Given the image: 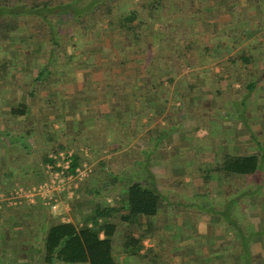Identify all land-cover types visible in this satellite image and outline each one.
Returning a JSON list of instances; mask_svg holds the SVG:
<instances>
[{
  "label": "trees",
  "instance_id": "trees-1",
  "mask_svg": "<svg viewBox=\"0 0 264 264\" xmlns=\"http://www.w3.org/2000/svg\"><path fill=\"white\" fill-rule=\"evenodd\" d=\"M121 1L0 0V59H2L0 75L9 80L13 66L15 67L14 60L6 59L3 47L6 46L5 49L12 47L14 39L19 36H27L28 40H38L43 47L36 46L35 49L41 54L42 61L37 64L36 77L30 78L29 86L33 91L27 90V95L33 97L36 94L35 88L56 81L55 77L59 78L60 74L57 71H60V68L64 69L65 75L67 73L66 80L71 79L68 78V74L74 76L72 66H79L81 58L74 52L80 47L79 40L95 30L98 36L111 32L118 33L121 38L124 37L121 41L123 51L126 48H136L138 54L143 55L145 69L142 75L147 77V83L158 86L153 85L155 92H162V98L165 99L157 107L162 109V114L166 110L167 101L173 105L177 101L191 102L196 84H188V89L184 92L180 85L186 81L184 77L182 78L186 69L191 70L206 63L205 58L198 57L199 45L181 31L170 34L164 27L162 32L161 23L160 26L153 27L155 24L152 21L163 16L161 12L163 7H166L163 6V0H146L147 5L142 10L131 8L128 11L119 8ZM158 7L161 9L159 15L156 13ZM149 35H153L151 39ZM115 56L121 59L119 50H116ZM238 59L243 63H253L252 58L245 59L241 56ZM124 61L127 62V59ZM124 61L122 60V63L126 64ZM222 66L223 72L218 74L220 78L230 70L225 64ZM163 73L167 80L160 79ZM169 85H175L177 88L171 92ZM248 88L252 90L255 87ZM114 109L111 108V113H114ZM146 110L137 120L148 117V124H151L157 114L152 119ZM30 115L31 109L25 101L13 103L5 119V125L3 124L2 130L0 129L1 144L4 139H8L13 145L22 142V146L30 149L32 146L27 140L34 133L33 129L12 131L10 126L12 122L18 123L19 118ZM107 119L108 114L99 113L91 126H84L75 132L74 128L67 133L62 130V136L57 143L50 137L51 128L48 125L42 126L45 132L34 135V139L38 140V136L47 134L48 140L53 141L51 149L53 156L61 151L73 150L69 169L71 173H74L85 160L96 164H93L92 173L81 184L78 196L70 201L72 220L65 222L61 216L50 214L48 208L41 203L6 208L2 211L1 216L4 218L14 216L16 223L22 227L27 221L24 213L31 209L38 211V221L31 219L32 225L25 226L24 230L34 228L35 238L39 231L43 232L41 254L35 260L31 254L26 253L32 247L31 244L22 247L16 245L20 251L18 256L22 262L20 264H119L116 242L122 228V230L129 228V231H124L121 251L139 259L144 248L143 242L155 235L154 230L160 224V221L155 219L160 210L191 202L187 197V185L180 182V179L176 181L158 179L151 166L156 148L162 145L165 135L182 125L181 122L170 120L168 126L163 123L140 136L141 125L137 127L140 130L133 127L126 115H121L113 124ZM59 123L62 129H66L64 123ZM154 130L157 131V135ZM67 135H70V138H67ZM137 135L140 137L137 138ZM84 145L92 149L93 158H85L81 151ZM51 154L45 153L43 160L45 165L51 164L55 169L57 159ZM259 163L257 155H226L206 172L204 184H209L208 174L211 171H216L224 177L234 174L254 175L259 169ZM109 199L112 203L108 201ZM141 218H145L147 222L144 229L140 223ZM5 234L7 237V232ZM159 243L163 246L171 242L159 239ZM172 243L176 242L172 240ZM22 252L25 254H21ZM165 252L166 250H162L154 255L148 251L140 260L148 264L158 263L163 255L167 257ZM174 255L173 251L168 258L173 259ZM167 264H172V260Z\"/></svg>",
  "mask_w": 264,
  "mask_h": 264
},
{
  "label": "crops",
  "instance_id": "crops-1",
  "mask_svg": "<svg viewBox=\"0 0 264 264\" xmlns=\"http://www.w3.org/2000/svg\"><path fill=\"white\" fill-rule=\"evenodd\" d=\"M238 1L242 2V9L237 5H232L234 1H230L231 5L227 7L221 4V9L213 12L215 15L212 13L209 16L196 17L192 24L186 25L193 29V41L200 48L199 59L205 58L206 62L199 67L198 74L207 72L208 68H211L210 65L214 63L219 64L214 69L215 73L222 74V65L225 64L230 70L225 73L228 76L225 75L220 84L223 90L229 88V85L233 88H240V79H238L240 76L242 77L241 83L246 82L247 88L248 86L255 87L252 90L248 88L250 91H254L256 87L264 88V64L261 63L264 61V0ZM200 2L201 0H199ZM175 3L180 4L179 1ZM181 3L178 7H174L176 10L172 12L179 10L183 13L181 6H188L190 11L196 8V11L199 12L207 5L195 7L191 5L190 7L187 1ZM168 7L170 8L168 11H171L172 4L169 3ZM183 14L180 20L185 24L188 18L186 12ZM201 19H203V23L200 22ZM168 23L169 26L172 25L175 23V19ZM161 31L163 32L164 29L161 28ZM246 49L254 50L251 56L246 53L248 51ZM99 55L102 56V53L97 52L93 58H97V63L101 66ZM241 56L245 59L252 58L253 63L241 62L238 59ZM104 67L106 68L102 70V73L111 71L107 66ZM95 70L99 69L92 66L85 75L91 77ZM90 77L81 79L78 76L68 80V82H72L71 84L77 85L76 92L74 89L70 91L72 92L71 96L80 93V91L82 93L83 90L80 89L83 84L85 92L87 91L86 105L81 104L80 107L74 105L73 107V115H70L73 123L82 124L84 119L91 126L95 123L96 116L99 113H104L108 114L107 121L113 124L121 115H126L128 120V114L134 112L139 115L131 117L129 121L135 128L141 125L140 136L147 130H152L153 126H148V117L140 118V121L137 118L141 117L146 107H157L160 103L157 93H153L151 88L148 89L146 86L136 87L134 85L135 88H131L130 94L127 93L129 90H126L125 100L118 102L124 93L118 95L119 97L108 98L107 94L110 90L106 91L105 86L101 89L104 98L95 99L97 98L94 88H97L94 84L96 79L88 80ZM97 80L100 81V78L97 77ZM201 81H205V79L199 80L200 86H203ZM89 84L94 87L89 88ZM155 87L157 86L155 85ZM143 90H145L144 93H142ZM135 92H137V96L134 97ZM244 97L253 99L254 95L248 93ZM240 98L236 96L230 101ZM257 98L255 106L259 109L248 107L252 117H249L248 121L241 118L243 126L251 125V129L248 128L244 134L237 132L231 136L227 133L224 139H218L216 143L211 139H206L207 132L197 129L195 132H184L185 142L183 140L181 145L176 148L173 141L165 144L164 151L162 150L163 144L156 148L151 165L153 173L158 179L175 181L180 178L184 179L183 184L189 186L187 197L191 202L184 203L179 207L168 206L160 210L155 218L160 221L154 230L155 235L143 242L144 248L141 250L139 259L136 257L135 262L143 258V255L148 251L155 255L157 252L166 250L167 257L163 255L158 263L152 264H167L170 260H172V264H264V93H260ZM11 103H8V107L11 106ZM113 107L115 108L114 113H111ZM78 113L84 114V116H76L79 115ZM5 114H9V110ZM154 115L152 112L150 113L152 119H154ZM257 118L261 119L258 122L259 125L254 123ZM137 129L140 130V128ZM256 145L258 146L257 152H255ZM226 155H257L260 160L259 169L254 175L234 174L224 177L217 173L213 180L210 177L208 185H204L206 172L212 168V165L215 166L222 161ZM192 182H194L193 186H191ZM203 193L205 196L210 195V199L205 202L207 203L206 209L200 211L197 207L198 201L194 200V196L202 198ZM221 199L231 203L229 206L240 205L239 210L232 211L231 207L230 210L227 209L228 211H222ZM108 201L112 203L111 199ZM140 223L142 229L147 227L145 218H141ZM124 231H129V228H125ZM9 234L11 235V233ZM159 239L171 243L160 246ZM172 240L176 243L173 244ZM4 250L6 251V249ZM173 251L175 252L173 259L168 258L170 254H173ZM122 253L121 260L125 264H129L131 256L123 251Z\"/></svg>",
  "mask_w": 264,
  "mask_h": 264
},
{
  "label": "rangeland",
  "instance_id": "rangeland-1",
  "mask_svg": "<svg viewBox=\"0 0 264 264\" xmlns=\"http://www.w3.org/2000/svg\"><path fill=\"white\" fill-rule=\"evenodd\" d=\"M176 1H179L180 4H182L181 2L187 1L190 7L191 5L192 7L199 5L203 6L205 4L207 5H205L199 12L196 11V8L190 11L188 6H181V9L186 12L188 18L187 21L185 20L186 22L184 24V22L180 20V17L184 15V12L182 13L179 10L172 12L176 10L174 9V7H178L180 5L177 4L178 2L175 3ZM230 1H234L232 5H237L242 9V2H239L238 0H201L200 3L199 0H163V6L166 5V7H163L161 12L163 16L161 17V19L157 18L152 21V23L155 24L153 27H158L161 23L160 27H162V29H164L165 27L170 34H176L177 31H181L184 34L190 36L193 40V29L187 27L188 25L186 24H192L196 17L209 16L215 10L217 11L221 9V4H224L225 7L231 5L229 3ZM146 2V0H122L119 3V8L122 11H128L131 8L142 10V8L147 5ZM196 2H198L199 4ZM169 3L172 4L171 11H168L170 9L168 7ZM159 9L160 7H158V9L156 10L157 15L161 14V9ZM213 14L215 15V13ZM173 19H175V23L169 26L168 21H172ZM176 20L179 22H177ZM202 20L203 19L200 20L201 23H203ZM92 30L94 31V29ZM94 32L87 34L86 37L79 40L80 47L74 51L77 57H81L80 62L78 63L79 66H72L74 76L68 74V78L72 79L79 76V78L81 79H86L87 77H90V75H85L86 72H88L90 68L94 66L95 69L98 68L99 70H95L93 75L88 80L96 79V82H94V84L97 86V88L93 85H90L92 84V82H90L89 84V88L94 87L96 89L97 95L95 96L97 98L95 99H98V97L104 98L101 89L105 86L106 91L110 90L109 94H107L108 98L119 97L118 95L124 93V95H121V99L118 100V102H123L125 100L126 90H129L127 93L130 94L131 88H135L134 85H136V87L146 86L148 87V89L151 88L154 93V84L147 83V77L142 75L145 69L144 57L143 55L138 54V49L126 48V50L123 51L121 47V41H123L124 37L121 38L118 33L110 32L107 33V35L101 33V36H98L96 35V32ZM151 36L153 35H149V39ZM11 46L12 47L6 49L5 46L2 49L3 53L6 55V59L14 60L15 67L13 66V71L9 80L4 79L6 77H2L0 75V86H3L2 88L0 87V116H2L0 117V129H3L5 125V119L8 115L5 113L10 109V107H8V103L25 101L31 109V115L28 117L19 118L17 120L18 123L12 122L10 124L11 130L13 129L14 131H19L20 129H33L34 133L29 136L27 140L29 145L32 146L30 149H26L24 146H22V142L16 145L11 144L8 139H4L2 144L0 142V214H3L2 211L6 210V208H12L22 205H37L38 203H41L44 207L48 208L50 214L61 216L63 221L68 222L69 220H72L70 201L78 196L77 192L81 184L90 176V174L92 173L93 164L96 163L93 162V164H91L87 160L82 163L83 166H87V171L83 173L82 176H80V180H78L77 178L73 182L66 184V187H70L71 185V192H73L72 195H68V192L66 190L58 194L61 205L57 213H53L51 207L45 204V202L38 197L34 198V202H29L27 199L17 201L15 197L13 198V194L16 190H19L21 188L32 189L48 181V179L50 180L49 167L45 165L43 155H45V153L47 152L51 154L53 141L48 140L47 134L45 133L42 134V137L38 136V140L34 139V135L36 133L45 132L43 131L42 126L48 125L51 128V130L49 129L50 137L54 139L55 143H57L56 141L61 138L62 130L66 131L67 133L70 130L72 131V128L80 129L84 126H90L84 119L81 124L73 123V119L70 118V115H73L74 105H76V107H80L81 104L86 105L87 91L85 92L83 84L82 89H80L83 90V92L81 93L80 91V93H76L71 96L70 94L72 92L70 91H73L74 89V92H76L77 85L71 84L72 82H68V80L65 79L67 73L65 75V72H63L64 69L60 68V71H57L60 74L58 75L59 78L55 77L57 78L56 81L54 80L48 84H41V86L35 88L36 94H34L33 97H29L27 93L33 91V88L29 86L30 78L36 77L37 64H40V62L42 61L40 57L41 54L36 52L35 47L40 46L41 48L43 47V45L36 39L28 40L27 36H19L14 39ZM92 46H94L95 48L92 49ZM116 50H119L120 57L122 56L121 59L116 58ZM97 52L102 53V56L99 55L101 57V66L100 64L98 65L96 60L97 58H93V56L96 55ZM251 52L252 49L246 51V53L249 54ZM125 59H127V62L124 61ZM122 60L126 64H123ZM261 63L264 64V61ZM104 66L110 68L111 71L102 73V70L106 68ZM218 66L219 64L214 63L210 65L211 68H208L207 72L201 74L197 73L200 66L191 69L192 71L194 70V72L190 71V69H186L185 73L182 75V78L184 77L186 81L181 83L180 89L184 92L188 89V84H196V88L192 92L193 95H191V102L189 100L185 102L177 101L173 105L167 101L165 107L166 110L162 114V109L157 107L165 99L162 98V92L157 93L160 103L156 108H152L151 106L146 110L149 113V116L151 112L153 114H157L155 120L151 124H148V126H153L152 130L156 128V126H160L163 123L168 126L170 120L173 122H181L182 124L180 127L175 128L169 134L165 135L162 143L164 146V148L162 149L163 151L166 148L165 144H168L172 141L175 145V148L176 146L181 145L183 140L185 142L184 132L186 131L195 132L197 129L201 130L202 132L205 131L208 133L206 139H211V141L217 143L218 139H224V136H227L225 135L227 133L233 136L234 133L238 132L244 134L245 131L248 130V128L249 130L251 129V125H242L241 118L243 117L248 121L249 117H252L251 113L248 111V107L259 109L257 106H255V104L258 101L257 96L260 93H264V88L256 87L254 91H250L245 85L247 84L246 82H242L243 84L241 83L242 77L239 76L238 79H240V88H233L231 85H229V88L223 90L220 87V84L224 80L225 75L228 76V74H225L223 78H220L214 70ZM76 72L79 74H77ZM139 72L142 73L139 74ZM160 76L161 80H167V77L165 75L161 74ZM97 77L100 78V81H98L99 79L97 80ZM200 79H205V81H201L204 84L203 86H200ZM165 86H167V82L165 83ZM169 87L170 90H172L171 92H173L175 88H177V86L175 85H169ZM144 91L145 90H143L142 93H144ZM248 93L253 94L254 98L249 99L248 97H244V95ZM135 96H137V92L134 93V97ZM236 96L241 98L239 100L236 99L234 101H230L233 97ZM160 107L162 108L163 106ZM78 114L79 115L76 116H84V114ZM136 115L139 114H135L134 112H132L128 114V117L130 119L131 117H134ZM180 118L181 121H179ZM259 121H261V119L257 118L254 123L258 124ZM49 122H51V124H49ZM59 122L64 123L63 126H65L66 129H62L61 123ZM227 125L229 128L226 127ZM73 131L75 132L76 129H74ZM148 131L149 130H147V132ZM154 132L156 133V130H154ZM40 137L42 139H40ZM68 137L70 138V135H67V138ZM162 150L160 151L162 152ZM81 151L84 154L85 158H93V152L89 146H82ZM257 151L258 146L256 145L255 152ZM51 155L53 156V153ZM217 173L218 172L216 171H211L208 175H211L210 177H212L213 180V178L215 177L214 175ZM40 180L42 181L40 182ZM180 180V182L184 183V179L180 178ZM193 184L194 182H192L191 186H193ZM187 189H189V186H187ZM196 197L197 196H194V200L198 201L197 207L199 208V210L201 211L202 209H206L207 203L205 202H208V199H210V195L205 196V194L203 193L201 196L202 198ZM221 201L222 211H228L231 209V207L232 211H238L240 208V205L238 204L229 206L231 203H227L225 199H221ZM42 216L43 218L45 217L44 214ZM64 217L66 218L65 220ZM24 218H27V221L25 223L26 225H23L22 227L19 223H16V219L14 218V216L9 215V217L4 218L0 215V264L22 263L21 259H19L18 257L20 255V251L15 247L16 245H19L18 247H22L23 245L31 244L32 247H30L26 253L31 254L30 256H32V258H34L35 260L38 259L39 255L41 254V239L43 232L39 231L37 237L35 238L34 228L24 230L25 226L32 225L30 222L31 219L38 221V211L36 209H31L29 212L24 213ZM118 220L119 219H117V221ZM120 230L121 231L116 242V250L118 253L119 264H125V262L121 260V258H123V253L121 251L123 242L122 238L124 237L123 235L125 232L122 229ZM9 231H11V235L9 234ZM6 232L7 237L5 235ZM10 246L13 248H10ZM4 249H6V251ZM23 252L21 254H25ZM130 258L131 260L129 264H148L142 262L141 260H137L135 262L134 257Z\"/></svg>",
  "mask_w": 264,
  "mask_h": 264
},
{
  "label": "built area",
  "instance_id": "built-area-1",
  "mask_svg": "<svg viewBox=\"0 0 264 264\" xmlns=\"http://www.w3.org/2000/svg\"><path fill=\"white\" fill-rule=\"evenodd\" d=\"M72 155L73 150L61 151L58 155H54L53 158L57 159L55 169L53 165H47L49 167L50 180L48 179V181L32 189L21 188L16 190L13 198L15 197L17 201L27 199L29 202H34V198L38 197L51 207L53 213H57L61 205L58 194L66 190L68 195H72L71 185L66 187V184L73 182L77 178L80 180V176L87 171V166L81 165L75 169L74 173L69 172Z\"/></svg>",
  "mask_w": 264,
  "mask_h": 264
}]
</instances>
